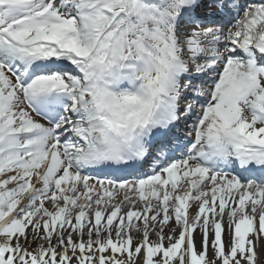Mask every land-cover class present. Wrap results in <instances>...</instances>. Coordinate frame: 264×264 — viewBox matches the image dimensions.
Listing matches in <instances>:
<instances>
[{
  "label": "snow or ice",
  "instance_id": "snow-or-ice-1",
  "mask_svg": "<svg viewBox=\"0 0 264 264\" xmlns=\"http://www.w3.org/2000/svg\"><path fill=\"white\" fill-rule=\"evenodd\" d=\"M0 264H264V0H0Z\"/></svg>",
  "mask_w": 264,
  "mask_h": 264
}]
</instances>
